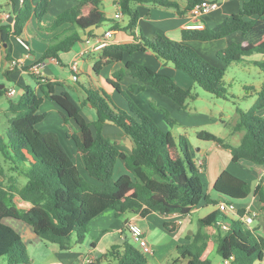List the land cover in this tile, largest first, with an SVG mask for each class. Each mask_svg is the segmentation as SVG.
Here are the masks:
<instances>
[{"label": "trees", "instance_id": "obj_1", "mask_svg": "<svg viewBox=\"0 0 264 264\" xmlns=\"http://www.w3.org/2000/svg\"><path fill=\"white\" fill-rule=\"evenodd\" d=\"M203 1L118 0L122 18L112 20L106 16L101 0H78L46 26L42 22L49 12L51 0H37L35 4L25 0L17 10L14 24L1 26L0 45L9 42L12 36L21 37L30 20L35 18L41 33L53 34L46 39L38 33V38L46 43L38 61L50 58L60 61V54L71 51L77 43L84 41L85 34L95 35L96 29L112 20L110 30L125 31L133 40L110 42L104 47L93 66L96 74L111 64L123 62L126 55L141 53L145 57L152 53L164 64L182 70L207 92L225 97L226 68L243 63L246 56L264 55V0H239L241 7L237 13L214 27L184 28L181 40L160 33L152 38L137 33L141 16L139 5L174 8L182 17ZM235 32L241 33L245 39L219 49L215 62L189 43L215 41ZM251 34H255L254 39L250 38ZM31 52L35 53L34 50ZM7 58L11 59V54L8 53ZM254 64L264 73V60ZM127 76L134 82L124 88L122 81ZM33 78L43 95H38L30 85L24 87L18 100L10 101L8 140L0 134V155L10 170L16 172L8 175L0 167V257H5L7 264H31V259L21 235L3 222L6 218L28 224L44 242L57 245L61 251H69L74 243L80 245L84 242L88 224L109 209L114 210L117 217L127 212L142 217L153 212L189 216L203 202L205 205L214 204L206 192L200 167L191 156L187 138L183 135L176 137L171 130L163 129L130 95L151 87L185 110L187 101L194 98L192 86L184 87L171 74L157 71L135 59L125 61L124 66L106 80L121 104L104 89H87L85 99L79 101L68 90L58 92L56 88L60 82L35 74ZM248 89L256 94V101L247 111L237 109L239 118L233 130L241 134L238 145L234 146L207 130L197 132V137L229 150L234 162L264 166V115L257 113L264 108V80L259 87ZM2 91L0 89V93ZM45 99L60 107L66 123L71 120L76 125L77 129L70 126L67 136L74 141L87 175L79 169L56 132L38 128L47 117L46 112H40ZM85 106L95 110V119L90 120L83 112ZM151 108L163 114L164 121L171 127L178 123L169 112H160L152 104ZM108 123L120 128L131 139L130 153L121 150L118 143L106 134ZM118 161L124 164L127 172L115 179ZM18 176L25 177L26 182L19 185ZM213 187L229 201L244 200L254 193L264 210V174H261L259 184L252 188L245 179L224 169ZM25 203L31 206L26 208ZM219 221L228 228L223 229ZM244 223L218 209L210 212L199 219L197 232L188 235L192 241L178 246L177 256L170 264H211L204 257L211 239L220 257L231 264L262 261L264 237L249 230L245 233L242 229ZM164 225L173 230L168 223ZM207 227H212L214 232L208 233ZM103 261L106 264H148L145 254L130 242L112 247L101 258L87 264H102Z\"/></svg>", "mask_w": 264, "mask_h": 264}, {"label": "crops", "instance_id": "obj_2", "mask_svg": "<svg viewBox=\"0 0 264 264\" xmlns=\"http://www.w3.org/2000/svg\"><path fill=\"white\" fill-rule=\"evenodd\" d=\"M33 4L36 3L37 0H29ZM226 1L224 4H221L219 0H217L218 9L211 11L210 13L200 17L195 18L190 15V13L186 14L185 16H179L174 8H163V7H154L149 4L139 5L138 8L140 10L141 16L138 22L137 33H142L148 38L154 37L156 33H160L167 38L174 39V40H181V31L184 28H189L192 25L197 23H201L204 26L214 27L218 23L222 22L226 17L230 16L231 14L237 13L240 10L241 3L240 1H233V0H224ZM78 0H51L49 12L44 17L42 22L43 25H50L55 18V16L63 11L64 9L76 4ZM102 2V0H101ZM116 8V12H118V0H115L114 4ZM183 6V3H182ZM22 7L21 0H0V40L2 37L1 26L6 24H14L15 15L17 10ZM7 12L9 16L7 17L4 15ZM107 16V15H106ZM31 22L28 23L25 30L31 23L36 22L38 26V22L35 18L30 20ZM25 30L22 34L21 38L27 40L25 36ZM38 32L43 38H50L53 34H46ZM61 30V29H60ZM28 31V30H27ZM31 31H34L35 36L38 38V33L35 31V26H32ZM110 31L112 32L111 35V42L121 43L126 41L133 40V37L129 35L127 32L122 30H110L109 26L103 31L100 32L99 29L94 31L93 36H87L86 34L83 36L84 41L77 43L73 49L69 52H63L60 54V61L56 58L46 59L44 61H38L41 57L42 53L46 48V43L44 41L40 42L41 44L33 45L29 43V49L25 47H21L18 42L17 37L12 36L7 43H1L0 45V89H2V93H0V121L6 118L9 121L7 116V111L10 105L11 100H16L23 93V86L22 92L20 93L17 89V85L26 84V86L30 85L27 83L26 76H30L33 78V74L36 76H43L50 78L53 81L60 82L61 85H58L56 90L59 92L64 89L63 86V79L59 77V69L64 68L70 71V64L73 61H77L80 67V76L79 80L77 81V85H70L67 86L70 88V91L75 97L78 96L79 101H83L86 97V90L87 89H94V90H106L108 93L114 96L115 100L121 104L119 97H117L108 84L106 80L108 78H112L113 73L122 68L124 66V62L129 59H135L142 63H145L152 67L153 69L165 73H169L177 80L184 87H189L190 81L188 76L180 72L179 70L175 69L173 66L169 64H164L160 59H158L154 54L148 53L145 57L141 53H135L133 55H126L125 60L123 62H117L111 64L100 72V74H96L93 70L94 64L97 62L99 58L100 51H87L86 47V39L94 36L103 35L105 32ZM35 37V38H36ZM245 39V37L239 33L235 32L229 35L226 38L218 39L215 41H220L224 43L223 47L217 48H225L227 45L231 44L232 42L240 41ZM201 41H192L189 42L190 45L194 47V44ZM214 42V41H210ZM195 48V47H194ZM211 50L210 53H202L206 57L211 56L212 58L216 54L219 49ZM31 50H34L35 53H32ZM199 50V49H198ZM200 52V51H199ZM11 54V59L7 58V54ZM209 54V55H208ZM261 56V57H260ZM258 57L255 58L256 60L262 59L264 60V55L260 54ZM209 58V57H208ZM254 59V60H255ZM12 60H23V63L13 70H11V61ZM42 64L41 73L36 74L31 71L32 66ZM26 66H29L26 68ZM60 67V68H59ZM10 72V73H7ZM86 73L87 79L86 81H80L82 74ZM69 78V77H68ZM70 79V78H69ZM24 80H26L24 82ZM35 81V79H34ZM36 82V81H35ZM134 80L130 77H125L122 81V85L126 88L128 85L132 84ZM37 83V82H36ZM25 86V87H26ZM10 87H15L17 89V93L15 96L10 97L7 95V90ZM38 95L42 96V92L39 89L38 83L34 88ZM149 90V87L145 91ZM142 91V92H145ZM20 93V95L18 94ZM19 95L18 97H16ZM81 95H84L82 99ZM132 98L134 97V93H130ZM90 107V120L95 119L96 113L94 114V109ZM142 107V106H141ZM146 110L144 107H142ZM93 109V110H92ZM147 111V110H146ZM148 112V111H147ZM184 116V115H181ZM176 117L175 119L178 121L179 126V133L178 136L183 135L187 138V142L189 145V149L195 151V153L191 156L193 157L194 161L204 160L203 170L201 171L202 180L204 182L203 176L206 178V182L208 185L207 194L214 201V204L200 205V207L194 209V211L189 216H183L181 214H170V215H161L159 213L153 212L146 217H142L133 212H127L124 215L117 217L114 210H106L94 218L87 226V236L82 244L84 246H78L74 243L73 248L69 251H61L57 245L51 244L52 246H44L46 245L43 240H41L33 231L32 227L28 224L22 222L19 224V231L15 230L21 235L23 240L25 241L28 249V253L31 259V263H36V257H34V251L42 248L47 247L50 249L52 254L56 256L57 259L46 260L47 264H87L88 262L95 261L107 251H109L112 247L116 245H122L125 242H130L129 235L130 232L128 230V224L131 222L138 223L142 229L144 230L145 236L149 243L153 247V253L148 254L150 259L148 260V264H170L169 258H174L175 252H177V248L181 243L189 244L192 239L188 238V235L197 232L199 225L191 226L193 224L192 214L199 211L201 208H206L210 206V211L206 213L204 216L208 215L210 212L217 210L218 204L220 202H234L238 207V211L240 213L243 212L241 215L247 214L253 216V222L250 224H246L248 226V230L251 231L254 235H258L264 237V210L261 207V203L259 200L258 195L251 193L246 199L239 200V201H229L225 200L222 194L217 193L214 190V183L219 174L224 170L228 169L234 174L242 177L245 179L251 186L254 188L260 182L261 174H264V166H255L249 164L244 161L234 162L231 158V153L229 150L226 149V155L222 153L219 147L223 148L221 145L215 142H211V146L208 147H198L196 145H192L190 143V137L187 133V126L193 124V119H182V117ZM188 124H186V123ZM176 124V125H177ZM186 125V126H184ZM106 134L111 137L114 141L118 143V146L126 153H130L132 149V141L131 139L126 136V134L115 125L108 123L105 126ZM110 130L114 131V135L109 133ZM67 134V133H66ZM188 134V137H187ZM218 135V134H217ZM177 136V137H178ZM220 136V135H219ZM197 137V133H196ZM198 138V137H197ZM228 142V141H227ZM240 142V139H239ZM238 143H230L232 145H238ZM217 144L218 146H215ZM195 147V149H194ZM224 149V148H223ZM209 151V152H207ZM226 156V157H225ZM124 167V164L121 161H118ZM117 163V164H118ZM222 164L221 167L218 164ZM116 164V165H117ZM125 168V167H124ZM122 169V173H126L127 170L125 168ZM211 169V170H209ZM205 184V183H204ZM213 188V190H211ZM30 203H25L24 207H30ZM200 217V218H202ZM235 218V217H233ZM237 220V219H236ZM165 223H168L170 227H172V231L168 230ZM206 231L208 233H213L214 230L212 227H207ZM188 232V233H187ZM191 232V233H189ZM132 238V236H131ZM214 242L213 239L210 240V243ZM34 246V247H33ZM168 251L165 254V257L160 256V250ZM208 249V248H207ZM30 251L33 253V256L30 255ZM37 256V255H36ZM257 263L264 264V258L262 261H257ZM102 264H106L104 261ZM218 264H223V259L221 258Z\"/></svg>", "mask_w": 264, "mask_h": 264}, {"label": "rangeland", "instance_id": "obj_3", "mask_svg": "<svg viewBox=\"0 0 264 264\" xmlns=\"http://www.w3.org/2000/svg\"><path fill=\"white\" fill-rule=\"evenodd\" d=\"M221 4H224L226 1L219 0ZM233 1H239V0H233ZM115 0H102V8L104 12L106 13L108 18L116 19L115 18V12L116 8L114 6ZM221 7V5H219ZM218 9V8H217ZM216 10V9H214ZM213 10V11H214ZM112 20L105 23L99 28L100 32H103L109 25L112 23ZM118 20V19H117ZM120 20V19H119ZM31 22V21H30ZM29 22V23H30ZM32 26H35V31L38 32V26L37 23H31L30 26L25 30V36L27 38L24 39L26 42H29L33 45L41 44L42 42L39 38H37L34 34V31H31ZM28 30V31H27ZM24 33V32H23ZM22 33V34H23ZM22 36V35H21ZM36 37V38H35ZM250 38L254 39L255 34H251ZM224 43L220 41H214V42H197V44H194L195 49H199L200 53H210L211 50L214 51L217 47H223ZM21 47L24 48V46L20 43ZM220 49V48H217ZM204 55V54H203ZM209 55V54H208ZM260 54L255 53L250 56L245 57V61L241 64H231L226 68V74L224 77V86L227 89V96L225 97H218L216 95H213L206 90H204L201 86H199L196 83H193L191 79L189 78L190 84L189 87L192 86V94L194 95V98H190L187 101V108L185 110H182L178 105H176L170 98L159 94L155 89L149 87V90L145 92L140 93H134L133 99L135 102L139 105L144 107L148 113L154 117V119L159 123V125L163 129H169L174 134V136H178V129L179 126L174 125L171 127L169 124H167L163 119V114L158 113L157 111H154L151 108V104L156 106V108L160 112H169L173 118H178L181 115L182 119H193V124L188 125L187 133L190 137V143L192 145H196L198 147H208L211 146V142L201 140L196 137V133L200 130H207L210 132H213L215 134L220 135L223 137L226 141L230 143H238L241 134L239 132H235L233 130V127L236 125L239 113L237 109H242L244 111L249 110L253 104L256 101V94H254L252 89H248L249 87H259L260 84L264 80V73L255 65L254 63L256 61H262V59L256 60L255 58L258 57ZM209 59L213 62L217 60L214 57L208 56ZM215 59V60H214ZM255 59V60H254ZM170 66H173L169 64ZM60 68V67H59ZM183 74L186 75L182 70H179ZM59 77L63 79V86L64 89L69 90L70 88L67 86L68 84L77 85L78 83L76 81L72 80L71 71L68 69L60 68L59 69ZM81 74V73H80ZM187 76V75H186ZM70 79H69V78ZM27 83H30L33 88L36 87L37 83L32 80V78L28 75L26 76ZM87 76L86 73L82 74L80 81H86ZM26 80H24L25 82ZM22 86L25 87L26 84L17 85L18 91L22 92ZM20 93H18L20 95ZM17 95L16 97H18ZM82 99L84 98V95H81ZM19 98V97H18ZM18 98H15L18 100ZM78 99V96L75 97ZM114 98V97H113ZM115 100V98H114ZM93 110V109H92ZM94 114H95V110ZM40 112H46L47 117L43 122L38 124V128L42 131H53L56 132L70 155L74 158L76 161L79 169L87 175V172L84 168V163L82 158L79 156L77 148L74 144V141L69 139L67 136V132L70 130V126L73 127V129H77L76 125L70 120L69 123H66L63 115L61 113L60 107L53 101L49 99H45L44 102L41 105ZM83 112L90 118V107L85 106L83 109ZM259 115H264V108L257 111ZM92 114V113H91ZM179 119V118H178ZM186 123V122H185ZM188 124V123H186ZM186 126V125H184ZM9 127V121L4 118V120L0 121V134L4 137V139L7 141V129ZM109 133H112L111 135H114V131L110 130ZM187 134V137H188ZM215 146H218L215 144ZM219 147V146H218ZM220 150L224 155H226V149H223L219 147ZM195 149V147H194ZM192 155L195 153L193 149H191ZM209 152V151H207ZM226 157V156H225ZM195 162L198 165V161L195 160ZM205 164V163H203ZM218 164V163H217ZM221 163L218 164L219 167H221ZM4 168L6 173L8 175H15L16 172L13 170H10V167L3 162V158L0 155V167ZM123 165L121 163H118L116 165L115 171H114V177L115 179H118L123 173L122 167ZM199 166V165H198ZM125 170V168H124ZM211 170V169H209ZM1 177V176H0ZM204 183H205V189L206 192L208 191V185L206 182V178L204 177ZM26 182V178L23 176H18V184L22 185ZM213 190V188L211 189ZM111 210V209H109ZM113 211V210H112ZM210 211V206L206 208H201L199 211L192 214L193 224L191 226L198 225V221L200 217L204 216L206 213ZM3 222L7 225L12 226L17 231H19V224L22 223V221L13 219V218H6L3 220ZM244 223V222H243ZM243 231L246 233L248 231V226L244 223L242 225ZM188 233V232H187ZM129 235L130 243L134 245L137 249H139L142 252V246L140 243L136 242L133 238H131V235ZM87 236V233H86ZM73 240H75V235L73 236ZM86 243V242H85ZM84 243V244H85ZM44 246H52V243H45ZM84 244H80L78 246H84ZM184 245L185 243H181ZM34 247V246H33ZM168 251L160 250V256L165 257V254H167ZM150 254V253H149ZM30 255L33 256V253L30 251ZM37 255V256H36ZM146 258L149 260L150 256L148 254H145ZM177 256V252L174 254V258ZM34 257H36V263L35 264H47L46 260H52L57 259L54 254L48 249L47 247H42L36 251H34ZM204 257L208 258L211 261V264H218L221 260L220 255L217 253L216 244L215 242H211L210 246L204 253ZM169 261H172V258H169ZM0 264H7L5 257H0ZM32 264V263H31ZM260 264V263H257ZM262 264V263H261Z\"/></svg>", "mask_w": 264, "mask_h": 264}, {"label": "built area", "instance_id": "obj_4", "mask_svg": "<svg viewBox=\"0 0 264 264\" xmlns=\"http://www.w3.org/2000/svg\"><path fill=\"white\" fill-rule=\"evenodd\" d=\"M24 1L25 0H21V4H23ZM218 6H219L218 2H212L210 0H205L203 2L197 3L193 7V9L190 11V15L195 17V18H200V17L210 13L214 9L218 8ZM4 13H5L4 15H6L7 17L9 16V14L7 12H4ZM115 18L116 19L122 18L121 11H118L115 14ZM190 27L202 28V27H204V25L201 23H197V24L192 25ZM111 35H112V32L107 31L103 35L87 38L86 39V44H87L86 50L87 51H100V50H102L104 47H106L111 42ZM17 40L26 49L30 48L29 43L26 42L23 38L17 37ZM22 63H23V60H12L11 61V70H13L17 66L21 65ZM42 66H43L42 64L32 66L31 71L33 73L40 74ZM70 71H71V75H72V80L77 82L79 80V76H80V72H81L80 67H79V63L77 61H73L70 64ZM16 93H17V89L15 87H10L7 90V95L10 97L15 96ZM203 163H204V160L198 161V165H199L201 171L203 170ZM217 208L224 215H227L229 217H235V219L242 220L246 224H250L253 222V216L252 215H247V214L240 215V213L238 211V207H237L236 203H234V202H229V203H227L225 201L220 202L218 204ZM218 223L221 224L223 229L228 228L226 224L221 223L220 221ZM128 230H129L132 238L136 242L141 244L142 252L144 254L153 253V247L149 243V241L147 240L145 233H144V230L142 229V227L138 223H136V222L129 223L128 224ZM223 264H231V263L229 260H223Z\"/></svg>", "mask_w": 264, "mask_h": 264}, {"label": "water", "instance_id": "obj_5", "mask_svg": "<svg viewBox=\"0 0 264 264\" xmlns=\"http://www.w3.org/2000/svg\"><path fill=\"white\" fill-rule=\"evenodd\" d=\"M189 233H191V232H189Z\"/></svg>", "mask_w": 264, "mask_h": 264}]
</instances>
